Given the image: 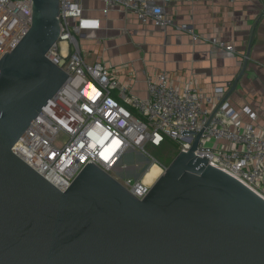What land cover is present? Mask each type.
<instances>
[{
	"label": "water",
	"instance_id": "95a60500",
	"mask_svg": "<svg viewBox=\"0 0 264 264\" xmlns=\"http://www.w3.org/2000/svg\"><path fill=\"white\" fill-rule=\"evenodd\" d=\"M31 3L0 60V264H264V198L196 157L200 134L141 201L92 163L61 192L12 153L68 78L46 58L58 0Z\"/></svg>",
	"mask_w": 264,
	"mask_h": 264
},
{
	"label": "built area",
	"instance_id": "2783aa9c",
	"mask_svg": "<svg viewBox=\"0 0 264 264\" xmlns=\"http://www.w3.org/2000/svg\"><path fill=\"white\" fill-rule=\"evenodd\" d=\"M83 1L58 0L64 31L46 58L68 78L12 153L61 192L92 163L141 201L154 184L145 182L149 167L166 170L145 148L170 140L179 144V152H187L200 134L195 156L218 164L264 198V131L255 125L257 114L248 107L236 110L224 100L222 89L206 96L194 83L175 86L165 71L147 80L146 99L131 96L103 64L84 60L78 37L100 25L83 16ZM93 1L105 5V16L118 7L143 26L175 27L198 41L188 25H174L166 7L214 0ZM31 25V0H0V60L16 48ZM205 41L228 57L235 54L233 46L216 38ZM241 115L250 123H243Z\"/></svg>",
	"mask_w": 264,
	"mask_h": 264
},
{
	"label": "crops",
	"instance_id": "0c3cea01",
	"mask_svg": "<svg viewBox=\"0 0 264 264\" xmlns=\"http://www.w3.org/2000/svg\"><path fill=\"white\" fill-rule=\"evenodd\" d=\"M83 6V16L98 20L100 25L80 37L84 60L103 64L121 86L128 87L131 96L146 99L147 80L165 71L175 86L194 83L206 96L222 89L224 99L236 110L248 107L255 112V125L264 131V0L176 2L167 6L166 14L174 25H188L198 41L175 27L143 26L118 7L105 16V5L99 1L84 0ZM211 38L233 46L235 54L228 57L206 43L205 39ZM245 61L243 74L231 92ZM241 120L250 123L244 115Z\"/></svg>",
	"mask_w": 264,
	"mask_h": 264
},
{
	"label": "rangeland",
	"instance_id": "374dc122",
	"mask_svg": "<svg viewBox=\"0 0 264 264\" xmlns=\"http://www.w3.org/2000/svg\"><path fill=\"white\" fill-rule=\"evenodd\" d=\"M84 9V6L82 7ZM85 9H91V6H85ZM78 39H80L78 37ZM179 144L166 140L160 147H152L148 145L145 148L147 154L160 162L164 167L169 166V164L174 160V158L179 153ZM148 168L147 164L142 165V169L146 170ZM129 172V171H128ZM164 170L161 172L160 176L163 174ZM132 175V173H128Z\"/></svg>",
	"mask_w": 264,
	"mask_h": 264
},
{
	"label": "bare ground",
	"instance_id": "6f19581e",
	"mask_svg": "<svg viewBox=\"0 0 264 264\" xmlns=\"http://www.w3.org/2000/svg\"><path fill=\"white\" fill-rule=\"evenodd\" d=\"M160 174L161 170L157 166H150L148 171L145 173V182L153 184L160 177Z\"/></svg>",
	"mask_w": 264,
	"mask_h": 264
}]
</instances>
